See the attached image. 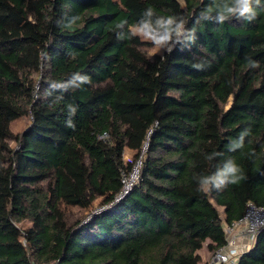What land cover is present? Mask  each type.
Here are the masks:
<instances>
[{
	"label": "trees",
	"instance_id": "1",
	"mask_svg": "<svg viewBox=\"0 0 264 264\" xmlns=\"http://www.w3.org/2000/svg\"><path fill=\"white\" fill-rule=\"evenodd\" d=\"M209 3L0 0V264H202L199 251L226 244L225 226L248 201L264 205V13L202 23L196 42L165 63L141 38L113 31L150 5L191 17ZM65 13L81 16L71 31L56 25ZM199 61L204 70L192 67ZM76 72L92 83L53 103L49 83ZM68 103L78 107L74 130L65 127ZM23 116L28 126L14 133ZM246 127L244 149L229 152ZM145 142L139 179L116 200ZM213 151L223 156L209 163ZM228 158L245 179L199 189L196 176ZM73 206L105 208L69 223ZM237 264H264V228Z\"/></svg>",
	"mask_w": 264,
	"mask_h": 264
},
{
	"label": "clouds",
	"instance_id": "2",
	"mask_svg": "<svg viewBox=\"0 0 264 264\" xmlns=\"http://www.w3.org/2000/svg\"><path fill=\"white\" fill-rule=\"evenodd\" d=\"M264 13V0H211V3L203 7L193 16L158 14L153 6L144 9L141 17L134 23L129 24L127 20L116 23L113 31L117 40H127L136 37L151 44L161 55V63L167 58L177 46L181 50L190 48L197 40V26L204 22L223 25L233 19L251 23L257 20L258 16ZM81 21L80 14L68 15L65 13L56 20L58 28L64 31H71ZM191 21L192 26L189 27ZM74 56V53H69ZM207 61H199L192 65L198 71L204 70ZM246 66L255 70L260 68V63L252 58H247ZM92 83L91 77L79 72L73 73L69 78L54 80L49 83L48 96L56 93L53 103L63 100V93L70 90L80 89L84 85ZM78 111V107L68 103L65 105V127L75 129V122L72 119ZM252 136L250 127L243 128L235 138H230L227 145L229 152L242 151L245 142ZM250 142V141H249ZM254 154V153H253ZM223 156L222 152L213 151L205 153L204 159L209 163ZM215 171L206 175H197L196 180L201 190H222L228 185L237 184L245 179L242 167L233 158H228L221 164L214 165Z\"/></svg>",
	"mask_w": 264,
	"mask_h": 264
},
{
	"label": "built area",
	"instance_id": "3",
	"mask_svg": "<svg viewBox=\"0 0 264 264\" xmlns=\"http://www.w3.org/2000/svg\"><path fill=\"white\" fill-rule=\"evenodd\" d=\"M147 148V142L135 160L132 170L123 176V188L116 200L122 199L138 181L143 157ZM105 208V207H104ZM100 207L90 212L88 217L102 211ZM264 228V205H258L253 201L246 203L243 216L233 223L225 226L226 244L212 252L209 260L204 264H237L240 256L256 239L257 233Z\"/></svg>",
	"mask_w": 264,
	"mask_h": 264
},
{
	"label": "rangeland",
	"instance_id": "4",
	"mask_svg": "<svg viewBox=\"0 0 264 264\" xmlns=\"http://www.w3.org/2000/svg\"><path fill=\"white\" fill-rule=\"evenodd\" d=\"M143 48L149 55H154L156 53H160L155 48H153L150 43H148L146 41H145V45ZM29 122H30L29 117L23 116V117L15 120L11 123V129L14 133H19V132L23 131L28 126ZM10 144L12 147H14V146H16V141L10 140ZM125 158L126 159H132L133 158V152L127 149L125 152ZM88 212H89L88 210H85V209L77 207V206H73V207L66 209L65 218L69 223H73L76 220H82V219H83V221L88 220L89 219ZM201 252L203 253L202 255L204 257L205 256L207 257V260L210 259L212 252L208 250V248L206 247V243H205L204 247L201 249ZM202 264H204V262Z\"/></svg>",
	"mask_w": 264,
	"mask_h": 264
},
{
	"label": "crops",
	"instance_id": "5",
	"mask_svg": "<svg viewBox=\"0 0 264 264\" xmlns=\"http://www.w3.org/2000/svg\"><path fill=\"white\" fill-rule=\"evenodd\" d=\"M128 150H130V149H128ZM130 151H131V150H130ZM199 252H200V254H201V256H202V263H203V262H206L207 257H206V256L204 257V256L202 255L203 253L201 252V250H200Z\"/></svg>",
	"mask_w": 264,
	"mask_h": 264
}]
</instances>
